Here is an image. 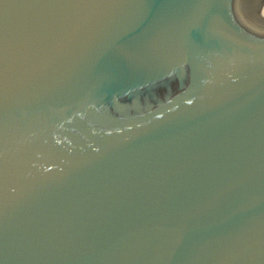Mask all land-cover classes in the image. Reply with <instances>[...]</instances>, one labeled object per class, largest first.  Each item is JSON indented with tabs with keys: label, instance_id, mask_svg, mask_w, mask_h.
I'll return each instance as SVG.
<instances>
[{
	"label": "water",
	"instance_id": "1",
	"mask_svg": "<svg viewBox=\"0 0 264 264\" xmlns=\"http://www.w3.org/2000/svg\"><path fill=\"white\" fill-rule=\"evenodd\" d=\"M0 264H264V0H0Z\"/></svg>",
	"mask_w": 264,
	"mask_h": 264
}]
</instances>
